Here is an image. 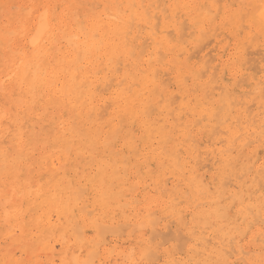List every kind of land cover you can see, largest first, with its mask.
Listing matches in <instances>:
<instances>
[{
    "label": "bare ground",
    "instance_id": "1",
    "mask_svg": "<svg viewBox=\"0 0 264 264\" xmlns=\"http://www.w3.org/2000/svg\"><path fill=\"white\" fill-rule=\"evenodd\" d=\"M262 12L0 0V264H262Z\"/></svg>",
    "mask_w": 264,
    "mask_h": 264
},
{
    "label": "snow or ice",
    "instance_id": "2",
    "mask_svg": "<svg viewBox=\"0 0 264 264\" xmlns=\"http://www.w3.org/2000/svg\"><path fill=\"white\" fill-rule=\"evenodd\" d=\"M20 5H16V4H6L4 5V10H5V16L8 17L9 19H18V17L16 16V14L19 12L20 10ZM262 16V23H264V12L261 13ZM48 21L47 19H45L42 27L46 28L48 26ZM17 35L16 31H12L9 33L10 37H15ZM262 264H264V261H262Z\"/></svg>",
    "mask_w": 264,
    "mask_h": 264
},
{
    "label": "rangeland",
    "instance_id": "3",
    "mask_svg": "<svg viewBox=\"0 0 264 264\" xmlns=\"http://www.w3.org/2000/svg\"><path fill=\"white\" fill-rule=\"evenodd\" d=\"M165 234H167V233H165ZM170 236H171V234L170 233H168ZM165 237H167L166 235L165 236H163V238H161V240L163 241V239H164V241H165ZM169 237V236H168ZM169 239L171 240H166L167 242H166V245H173V244H178L179 243V241H177V240H175V239H172V236H171V238L169 237ZM176 241V242H175ZM172 242V243H171ZM180 244V243H179Z\"/></svg>",
    "mask_w": 264,
    "mask_h": 264
}]
</instances>
